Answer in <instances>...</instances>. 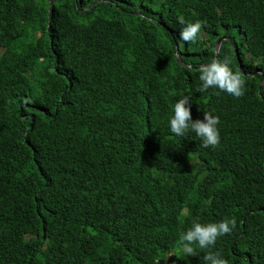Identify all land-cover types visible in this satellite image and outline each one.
<instances>
[{"label":"trees","instance_id":"1","mask_svg":"<svg viewBox=\"0 0 264 264\" xmlns=\"http://www.w3.org/2000/svg\"><path fill=\"white\" fill-rule=\"evenodd\" d=\"M222 36L239 98L197 91ZM263 82L264 0H0V264H264ZM185 95L217 147L171 132ZM225 219L214 248L179 250Z\"/></svg>","mask_w":264,"mask_h":264},{"label":"clouds","instance_id":"2","mask_svg":"<svg viewBox=\"0 0 264 264\" xmlns=\"http://www.w3.org/2000/svg\"><path fill=\"white\" fill-rule=\"evenodd\" d=\"M90 9V7L88 8ZM184 24V19L180 18ZM202 24L197 21L188 23L180 33L182 41L187 43L196 42L201 33ZM204 65V64H202ZM199 68L202 84L197 88L200 93L206 92L209 88H218L229 95L237 98L245 94L246 81L239 71H233L231 60L225 56L221 59H214L210 64ZM257 73V71H256ZM255 75V73H251ZM174 115L169 121L171 132L177 136H185L188 131L194 132L203 142L205 147H217L220 143V131L218 125L220 119L211 112L205 111L203 119L193 120L191 111V97L185 95L173 106ZM236 227L234 219H225L216 223L201 224L194 222L193 226L180 236V251L187 256H195L199 249H212L215 247L218 237L230 234ZM175 252L169 254L174 255ZM204 264H229L220 252L206 251L202 257Z\"/></svg>","mask_w":264,"mask_h":264},{"label":"water","instance_id":"3","mask_svg":"<svg viewBox=\"0 0 264 264\" xmlns=\"http://www.w3.org/2000/svg\"><path fill=\"white\" fill-rule=\"evenodd\" d=\"M51 3H53V1H51ZM101 3H102V1L99 2L98 4H101ZM98 4H94L90 8H92V7H94L95 5H98ZM225 39H228V38L226 36H222V37H220V38H218L216 40V42L214 44V59L216 58V54L218 53V51L220 49L221 42L224 41ZM176 55H177L178 61L182 63L181 58H180L178 52L176 53ZM202 66H204V65H202ZM255 74H256V72H255ZM263 87H264V82H263V85H262V90H263Z\"/></svg>","mask_w":264,"mask_h":264},{"label":"rangeland","instance_id":"4","mask_svg":"<svg viewBox=\"0 0 264 264\" xmlns=\"http://www.w3.org/2000/svg\"><path fill=\"white\" fill-rule=\"evenodd\" d=\"M245 52H246L247 58H250V54L247 51V47H245Z\"/></svg>","mask_w":264,"mask_h":264}]
</instances>
